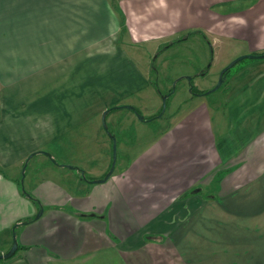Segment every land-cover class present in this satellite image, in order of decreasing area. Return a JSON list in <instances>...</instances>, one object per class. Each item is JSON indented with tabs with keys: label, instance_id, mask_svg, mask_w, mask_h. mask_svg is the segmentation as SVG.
Returning a JSON list of instances; mask_svg holds the SVG:
<instances>
[{
	"label": "crops",
	"instance_id": "obj_1",
	"mask_svg": "<svg viewBox=\"0 0 264 264\" xmlns=\"http://www.w3.org/2000/svg\"><path fill=\"white\" fill-rule=\"evenodd\" d=\"M73 1L0 0V253L18 242L0 264H264V60L229 69L207 101L186 78L191 96L154 132L133 97L158 112L162 95L121 47L158 50L258 0H116L124 43L112 0L90 23ZM232 32L264 48L263 30Z\"/></svg>",
	"mask_w": 264,
	"mask_h": 264
},
{
	"label": "rangeland",
	"instance_id": "obj_2",
	"mask_svg": "<svg viewBox=\"0 0 264 264\" xmlns=\"http://www.w3.org/2000/svg\"><path fill=\"white\" fill-rule=\"evenodd\" d=\"M96 1L97 0L86 1L87 9H88V12L86 14L87 23L91 22L90 14H93L94 12L93 9L95 8ZM262 1L263 0H258L257 4L252 5L253 7L251 8L248 7L236 15L216 16V19L214 20L211 30L209 32L208 31L204 32L206 35H208L207 37L212 42V47L214 51L213 52L214 58L212 60L213 64L211 69H207L208 71L207 72L206 67L211 63L210 60L212 55L210 52L209 44H207V40L204 38L203 33L197 32V33H192L191 35L182 33L180 37L185 36L184 39L185 42L179 41L181 42L180 44L176 42L171 47L165 48L162 51V53H158L159 49L156 50L157 45L151 46L153 48H149L148 46L142 48L138 45L133 44L132 41L131 42L127 41L128 35H127L126 27L124 26L122 14H120L118 11L117 1L112 0L111 2L112 7L118 13L120 18V23H122L121 24L122 36L120 37V42L124 43L127 41V44L126 45L121 44V47L128 48V50L132 51V53L135 54L136 56H139V58H141L146 63L140 65L144 67V71L151 72L150 75H148L151 84L154 86L157 93L162 95L163 99H164V95L171 91L172 87H174V91H176L174 94L171 93V95H169V97L167 98L165 110H163L162 107L158 112H155L153 109L154 104L152 99H150L149 101L145 97L143 96L138 97V94H135L133 97V101H136L137 103L139 101H142L140 102L141 103L140 107L143 108V110L147 106L149 108L147 109V111H145L147 112V116H145V119L155 116L156 118L154 119L162 121V116L164 114V116H166L168 120V116L171 113L173 105H175L176 103L185 104L186 96L187 95L191 96L189 91V86H188V91L186 93L184 92L186 86L189 84V81L187 80L188 76L194 77L190 82L192 86H195L200 90L211 89L213 86H216L218 84L219 74L225 66H227L229 63L237 59L239 56L246 54H253L256 52V51H252L251 48L249 47V42L247 40L248 38H244L242 34H238L232 31L243 30L246 29L247 27L255 26L258 29L263 30L264 33V9L260 10L257 15L251 14V12L255 10V8L257 9L260 6ZM73 2L74 1L72 0V7L74 6ZM162 46L163 45H161V47ZM256 50H258V52H256L255 54L264 51V48L263 49L258 48ZM157 53L159 55L156 56ZM259 60H264V59L244 58L242 60H239L230 68L228 75L236 74L237 72L242 71L243 67L251 63L255 64ZM203 72H206V74L201 75L200 73ZM158 89H160L162 92L159 93ZM212 95H215L214 92L204 93V94H193L194 98L200 102L212 99L213 97ZM141 113L142 112H140V114L138 113L137 114L141 115ZM156 120L152 121L151 125L154 132H159L160 130H162L161 127L162 123L161 124L157 123ZM109 127L112 130H114L112 126ZM126 130L128 131V129ZM117 139L123 140L122 134L119 131L116 132V140ZM126 139L128 140L129 144H131L133 147L137 142V138L133 131H131L126 135ZM116 150H117V157L121 156L122 151L121 150L119 151V144L117 143V141H116ZM58 158L60 160L57 161L58 164H61L62 162H66L65 165H69L71 164L70 162H72L69 159L60 158V157ZM34 163H36V166L38 167L42 168L43 166L41 165V162L38 160H36ZM34 163L32 164V166H29L28 172L31 170V167H33ZM97 163H99V161L96 160L93 161L86 158L82 160L81 166L78 167L82 168L85 171L84 174H86L88 178H93L90 177L92 175L91 172H93ZM27 183L28 180L26 181V184Z\"/></svg>",
	"mask_w": 264,
	"mask_h": 264
},
{
	"label": "water",
	"instance_id": "obj_3",
	"mask_svg": "<svg viewBox=\"0 0 264 264\" xmlns=\"http://www.w3.org/2000/svg\"><path fill=\"white\" fill-rule=\"evenodd\" d=\"M244 58H264V55H259V54H246V55H242V56H239L237 59H235L234 61H232L231 63H229L222 71H221V74H220V79H219V82L218 84L209 90V92H212L216 89H218L219 87H221V85L223 84L224 82V79L226 78V72L227 70H229L237 61L239 60H242ZM188 80L191 82L192 80V77L191 76H188L187 77ZM208 92V93H209ZM167 96L164 97L163 99V110H165V107H166V100H167ZM126 106L127 108H130V109H133L135 112H136V108L135 106L133 105H124ZM107 112V111H106ZM106 112L104 113V115L106 114ZM139 117L141 119H144V117L142 115H139ZM116 155H117V150H116V143H114V162L116 161ZM113 172V168L111 169L110 173L107 175V177L109 175H111V173ZM18 249V242L16 241V239L14 240L13 242V245L12 247L10 248V250L6 253H0V259H3V258H8L10 255H12L16 250Z\"/></svg>",
	"mask_w": 264,
	"mask_h": 264
},
{
	"label": "trees",
	"instance_id": "obj_4",
	"mask_svg": "<svg viewBox=\"0 0 264 264\" xmlns=\"http://www.w3.org/2000/svg\"><path fill=\"white\" fill-rule=\"evenodd\" d=\"M126 30H127V28H126ZM197 32H200V31H192V32H188V33H186V34L191 35L192 33H197ZM189 35H187V36H189ZM203 36H204V38L207 40V43L209 44L210 52H211V55H212L210 62L212 63L213 56H214V55H213L212 42L209 40V38L207 37V35H206L205 33H203ZM184 37H185V36H184ZM184 37H183V38H184ZM182 40H183L182 38H179V39H176V40H174V41H172V42H168V43L164 44V45L159 49L158 53H161L165 48H169V47H171L173 44H175L176 42H179V41H182ZM158 53L156 54V56L159 55ZM258 54H259V55H264V52H260V53H258ZM211 63L209 64V66H211ZM207 69H208V68H207ZM227 72H228V70H227ZM200 74L203 75V74H205V72L200 73ZM192 79H193V77H192ZM190 89H191L192 94H204V93H208L209 90H210V89L200 90V89H198L197 87L192 86L191 83H190ZM173 90H174V87H172L171 91H170L169 93L165 94L164 97L167 96V95L169 96L170 93L173 92ZM158 91H159V93L162 92L160 89H158ZM117 108H120V107H112L111 109L113 110V109H117ZM135 108H136V107H135ZM136 113L140 114V111H139L137 108H136ZM154 118H155V116H152V117H149V118H146V119H148V120H152V119H154ZM83 177H84V178H87L85 175H84ZM197 190H198V189H197ZM19 248H20V247H19ZM17 251H18V249H17L12 255H10L8 258L14 256V255L16 254ZM0 260H2V259H0Z\"/></svg>",
	"mask_w": 264,
	"mask_h": 264
}]
</instances>
